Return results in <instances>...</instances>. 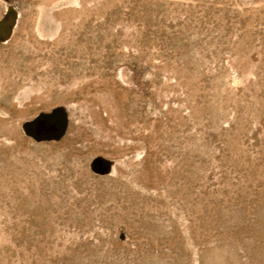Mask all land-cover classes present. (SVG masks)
<instances>
[{"label":"rangeland","instance_id":"374dc122","mask_svg":"<svg viewBox=\"0 0 264 264\" xmlns=\"http://www.w3.org/2000/svg\"><path fill=\"white\" fill-rule=\"evenodd\" d=\"M0 264H264V0H0Z\"/></svg>","mask_w":264,"mask_h":264},{"label":"water","instance_id":"95a60500","mask_svg":"<svg viewBox=\"0 0 264 264\" xmlns=\"http://www.w3.org/2000/svg\"><path fill=\"white\" fill-rule=\"evenodd\" d=\"M41 128H43V126Z\"/></svg>","mask_w":264,"mask_h":264}]
</instances>
